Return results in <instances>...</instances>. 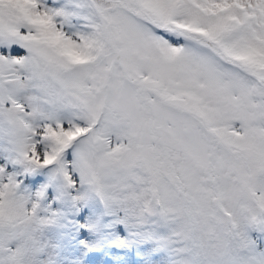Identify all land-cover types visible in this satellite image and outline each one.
I'll use <instances>...</instances> for the list:
<instances>
[{
	"label": "snow or ice",
	"instance_id": "obj_1",
	"mask_svg": "<svg viewBox=\"0 0 264 264\" xmlns=\"http://www.w3.org/2000/svg\"><path fill=\"white\" fill-rule=\"evenodd\" d=\"M0 264H264V0H0Z\"/></svg>",
	"mask_w": 264,
	"mask_h": 264
}]
</instances>
